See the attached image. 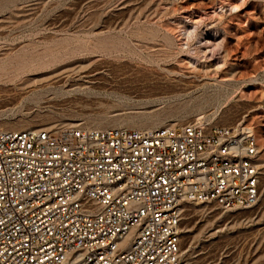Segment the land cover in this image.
Returning <instances> with one entry per match:
<instances>
[{"label": "rangeland", "instance_id": "374dc122", "mask_svg": "<svg viewBox=\"0 0 264 264\" xmlns=\"http://www.w3.org/2000/svg\"><path fill=\"white\" fill-rule=\"evenodd\" d=\"M192 121L254 127L262 189L187 203L181 264H264V0H0V129Z\"/></svg>", "mask_w": 264, "mask_h": 264}, {"label": "built area", "instance_id": "2783aa9c", "mask_svg": "<svg viewBox=\"0 0 264 264\" xmlns=\"http://www.w3.org/2000/svg\"><path fill=\"white\" fill-rule=\"evenodd\" d=\"M251 125L0 129V264H181L187 203H258Z\"/></svg>", "mask_w": 264, "mask_h": 264}, {"label": "bare ground", "instance_id": "6f19581e", "mask_svg": "<svg viewBox=\"0 0 264 264\" xmlns=\"http://www.w3.org/2000/svg\"><path fill=\"white\" fill-rule=\"evenodd\" d=\"M238 6V5H237ZM236 8V7H235ZM238 8H239V6H238ZM192 31V30H191ZM188 33H189V31H188ZM187 33V34H188ZM189 35H187V37H188ZM190 36H192V34L190 35ZM207 42V41H206ZM208 43L210 44V41H208ZM212 43V42H211ZM218 43H220V42H218ZM206 44V43H205ZM220 46H221V44H220ZM206 47V46H205ZM208 47V46H207ZM211 51H212V49H211ZM193 65H194V63H193ZM196 66V65H195ZM194 66V67H195ZM185 76V75H184ZM55 79H54V76H47V77H45V78H40V79H36V77H28V78H25V79H23L22 80V82H23V84H28V83H34V84H38V85H41V87L42 88H44V87H47V85H53V81H54ZM58 80H56V82H57ZM42 85H45V86H42ZM48 88V87H47ZM260 165V164H259Z\"/></svg>", "mask_w": 264, "mask_h": 264}]
</instances>
